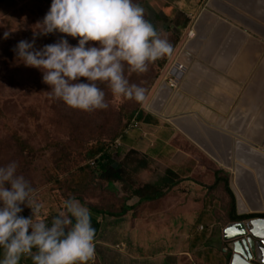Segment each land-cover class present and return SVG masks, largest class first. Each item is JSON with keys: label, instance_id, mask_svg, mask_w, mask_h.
<instances>
[{"label": "rangeland", "instance_id": "obj_1", "mask_svg": "<svg viewBox=\"0 0 264 264\" xmlns=\"http://www.w3.org/2000/svg\"><path fill=\"white\" fill-rule=\"evenodd\" d=\"M50 2L51 0H0V37L8 32L7 39L0 38V165L9 161L17 162V172L29 180L36 190V199L41 205L38 218L45 220H50L62 210V201L70 194L91 206L119 213L124 206L125 196H131L135 190L146 184L156 183L171 170L177 176L175 181L179 182L174 189L165 192L163 197L155 201L139 204L137 198H131L127 203L128 206H134L137 214L147 219V226L142 223V227L148 230H141L140 236L160 235L162 239L167 238L169 232L165 221L159 225L154 224L157 218L165 217L162 214L153 215L152 212L156 210L177 206L199 208L200 211L204 208L206 211L209 210L210 214L207 221L200 222L196 232L199 239L209 236L210 247L204 263L198 262L199 257L191 263L182 257L175 258V264H228L224 258V255H227V245L224 247L212 242L219 232L214 233V227L211 225L224 226L230 222V198L223 182L217 183L215 180L216 175L222 180L226 179L230 188L234 182L231 167L227 168L217 163L209 165V156L206 155L208 159L206 156L199 157L198 152L183 145L181 139L184 135L176 138L170 147L160 145L156 152L150 153L151 157L156 155L155 161L138 153L136 157L131 158L129 166L122 167L131 151L123 149L124 140L121 136L127 135L137 127L133 118L144 106H147L151 113L162 117L161 112L151 110V102L167 76L153 97L152 93L157 81L165 77L168 68L177 65L215 66L214 47L217 43L213 27L215 16L230 11L232 6L220 0H199L194 9L196 16L189 18L182 12L184 10H180L183 9L182 6L177 9L174 7L180 4L178 0H137L145 9V18L157 30H162V35L167 36L173 46V52L161 71L158 66L163 57L149 64L148 70L144 73L126 70L130 82L145 89V99L142 102L114 96L107 85L101 83L98 86L105 91L108 107L86 112L69 108L59 99L50 97L46 92L48 85L42 83L41 73L35 68L18 63L15 59L13 52L15 44L21 39H31L32 26L42 19L48 11ZM253 20L248 26L253 31L261 33L259 25L263 23L255 18ZM211 24L212 27L209 28ZM191 31H194L193 36H190ZM61 35L53 33L38 37L36 45L39 47L53 43ZM67 39L71 44L76 42L71 37ZM208 43L210 47H207ZM158 74L160 76L157 78ZM174 126L179 129V125ZM180 128L182 129L178 130L180 133L187 131V128ZM132 134H136V131ZM186 137L193 146H196L200 139V135L193 134L192 130ZM204 137L201 143L206 145L208 154L223 155L220 151L221 142L214 134ZM119 141L122 148L117 147ZM100 142L109 144L108 156L102 155L88 162L87 151ZM126 143L129 145L128 140ZM174 145L181 146L182 150L171 154L169 150ZM144 159L148 165L142 169L141 162ZM210 161L213 162L212 158ZM93 162H96L94 167L91 165ZM86 166L90 168L88 173H81L79 170ZM112 166L117 169L123 168L125 172L123 180L116 182L113 188L101 180V170ZM234 199L237 215L235 196ZM23 211L30 216V209L23 208ZM135 218L136 216L131 214L128 218L107 217V222L103 225L106 227L104 234L112 240L114 248L109 249L112 254L104 260L106 264L120 262L123 264L119 255V251L122 250L120 245L125 242L126 237L131 240V231L127 228L134 223ZM152 227L156 229L152 231L150 229ZM191 231L171 232L177 241L181 239V235L185 236ZM194 234L191 232V236ZM144 250L139 253V258H144L145 255L149 257L148 249L145 252ZM132 263L134 264V260ZM19 264L32 262L26 256H22Z\"/></svg>", "mask_w": 264, "mask_h": 264}, {"label": "clouds", "instance_id": "obj_2", "mask_svg": "<svg viewBox=\"0 0 264 264\" xmlns=\"http://www.w3.org/2000/svg\"><path fill=\"white\" fill-rule=\"evenodd\" d=\"M62 34L37 46L38 37ZM145 18L137 0H51L48 11L32 26L31 39L17 41L15 59L41 73L50 97L81 111L108 107L112 95L142 102L145 89L130 82L127 72L144 73L149 64L169 56L173 46ZM68 37L75 39L69 43ZM2 39L8 38L5 32ZM23 208L30 216H23ZM36 190L17 162L0 165V264H89L95 255V229L89 208L71 194L50 220L40 219Z\"/></svg>", "mask_w": 264, "mask_h": 264}, {"label": "crops", "instance_id": "obj_3", "mask_svg": "<svg viewBox=\"0 0 264 264\" xmlns=\"http://www.w3.org/2000/svg\"><path fill=\"white\" fill-rule=\"evenodd\" d=\"M178 1L180 4L174 6L176 9L182 6L183 9L180 10H184L182 12L186 13V16L189 18L196 16L194 9L199 0ZM229 10L225 13L221 12L218 14L219 17L215 18V38L217 39L214 47L215 66H197L195 70L193 69L195 66H182L184 76L178 88L168 95L165 105L160 110L162 117L151 113L147 110V106H144L136 115L137 127L124 139L123 149L136 151L155 161L156 155L151 157L150 153L156 152L160 145L170 147L176 138L184 135L181 141L185 147L188 146L198 152L199 157L207 155L210 160L212 158L213 162L208 160L209 165L221 166L225 165L224 160L227 161V165L232 164L230 151L236 140L234 136H240L256 145H260V142L264 143V24L259 25L262 32L258 33L248 26L254 21L252 17L233 7ZM221 17L225 18L229 24L220 19ZM196 19L198 20L199 16ZM211 27L212 24L209 25V28ZM172 68H168L165 77L157 81L152 97ZM176 119L181 120L180 124L183 128H187V131L180 133L179 129L175 128L173 124ZM191 130L193 134L200 135L196 146L188 142L186 137L187 134H191ZM134 131L136 134H132ZM208 134H214L220 140V151L223 155L216 153L212 157L207 153L206 145H202L201 141L205 139L204 135ZM180 148L181 146L174 145L169 152L171 154L179 152L182 150ZM207 156L206 159H208ZM201 210L177 206L152 212L153 215L165 216L154 220L155 225L162 224L164 221L167 224L169 233L166 239H162L160 235L140 236L141 230H148L142 227V223L147 226V219L133 209L125 215L127 218L129 214L135 215L136 218L133 220L134 223L126 227L131 231V240L126 237L125 242L120 245L122 247L119 251L120 261L123 264H133L132 260L134 264H175V258L183 257L191 263L199 257L198 262L204 263L210 247L209 236L199 239L196 232L200 222L208 220L210 211L204 208ZM107 217L98 216L102 228L94 242L95 255L89 264H106L104 260L112 254L109 249L114 248L113 242L104 234L106 227L103 225L107 222ZM237 223L239 222H229L224 226L211 225L214 227V233L219 232L218 235L216 233L212 242L224 247L227 245L226 253L230 254V257V242L225 240L224 232L229 225ZM150 229L153 231L156 228ZM171 231H191L195 234L191 236L190 232L185 236L181 235V239L176 241ZM144 249H148L149 257L145 255L144 258H139V253ZM27 258L30 259V257ZM224 258L227 260L225 255Z\"/></svg>", "mask_w": 264, "mask_h": 264}, {"label": "water", "instance_id": "obj_4", "mask_svg": "<svg viewBox=\"0 0 264 264\" xmlns=\"http://www.w3.org/2000/svg\"><path fill=\"white\" fill-rule=\"evenodd\" d=\"M220 1L264 24V0ZM217 17L219 16L216 15L215 18ZM200 18H202L201 15ZM220 19L229 24L225 18L221 17ZM207 47H210L209 43ZM195 68L197 66L193 69L195 70ZM177 70L178 66H174L171 75L176 81V87H169L165 80L151 102L152 111L160 112L168 95L178 88L184 76V70L182 69L181 72ZM180 122V119H176L174 125L183 128ZM179 126L178 128L181 129ZM234 137L236 140L230 151L232 164L227 165L226 160L223 163L227 168L231 167V172L234 174V184H231L230 190L236 198L237 215L264 214V143L260 142V145H256L240 136ZM235 173L241 175L235 176ZM240 202L245 205V208H241ZM258 204L260 205L259 208L254 210L253 206ZM224 234L225 240L230 242L231 257L229 264H264V220L253 219L249 222L229 225Z\"/></svg>", "mask_w": 264, "mask_h": 264}, {"label": "trees", "instance_id": "obj_5", "mask_svg": "<svg viewBox=\"0 0 264 264\" xmlns=\"http://www.w3.org/2000/svg\"><path fill=\"white\" fill-rule=\"evenodd\" d=\"M169 56H165L163 57V59L160 61L159 63V71H161L164 66L166 65V63L169 60ZM160 76V74L157 75V78ZM139 112V111H138ZM138 112L135 113L134 115V122H135V118L136 115L138 114ZM127 137V135H122L121 138L124 140ZM122 148V147H121ZM108 150L109 149V144L108 143H104V142H100L99 144H97L95 147L90 148L87 153H86V158L88 159V162H92L93 160H96L98 157L104 155L105 157L108 156ZM120 151V149H119ZM138 155V152L131 150V152L129 153V155L126 157L125 159V165L124 166H129L128 163L131 162V158L136 157ZM111 158V156H109ZM142 169H145L148 165L147 160H142ZM90 168L88 166H86L85 168L80 169L79 171L83 174L88 173L87 171ZM102 174H101V180L107 182L109 184L110 187H114V184L116 182H119L121 180H123V175L125 174L123 168L122 169H117L116 167L112 166V167H108L106 170H101ZM175 178L177 179L176 174L171 171L168 170L165 173V176L158 180L156 183L154 184H146L144 187L135 190L131 196H125L124 198V206L122 208V210L119 213H112L109 212L107 210L104 209H99L95 206H91L89 204H86L85 202H83L81 199H79L81 201V203L85 204L90 211V221L92 224V227L95 229V240L99 237L100 232H101V222L98 220V216H111V217H122L127 215L128 213H130L131 211H133L134 206H128L127 203L129 201H131V198H137L138 199V203H143V202H151V201H155L160 199L161 197L164 196L165 192L170 191L172 189H174L177 185H178V181H175ZM217 183H221L223 182L224 184V188L226 193L228 194L229 198H230V208H231V215H230V223H235V222H242V221H247V220H253V219H260V220H264V214H248L245 216H237L236 215V211H235V199L234 196L229 188V184L228 181L226 179H220L217 175H216V180ZM24 212V211H23ZM25 213V212H24ZM26 215V213H25ZM27 216V215H26ZM230 254H227V262L229 264L230 262ZM31 260V259H29Z\"/></svg>", "mask_w": 264, "mask_h": 264}, {"label": "built area", "instance_id": "obj_6", "mask_svg": "<svg viewBox=\"0 0 264 264\" xmlns=\"http://www.w3.org/2000/svg\"><path fill=\"white\" fill-rule=\"evenodd\" d=\"M178 69L182 70V66H178ZM173 70H174V66H173L171 72L169 73V75H168L167 78H166V81H167L169 87H171V88H175V87H176V81H175V79H173L172 76H171L172 73H173ZM117 147H121V143H120V141L117 142ZM91 165H92V167H94V166L96 165V162L91 163ZM20 214L23 215V216H26L25 213H24L23 211H22V213H20Z\"/></svg>", "mask_w": 264, "mask_h": 264}, {"label": "bare ground", "instance_id": "obj_7", "mask_svg": "<svg viewBox=\"0 0 264 264\" xmlns=\"http://www.w3.org/2000/svg\"><path fill=\"white\" fill-rule=\"evenodd\" d=\"M193 35H194V31H191V32H190V36H193ZM177 66H180V65H177ZM177 71H178V72H181L180 69H178ZM242 169H243V168H242ZM243 172H244V170H243ZM239 175H241V174H240V173H239V174L235 173V176H239ZM240 204H241V208H242V209L245 208V207H244L245 205H243L242 202H240ZM259 206H260L259 204L253 206V207H254V210H257V209L259 208Z\"/></svg>", "mask_w": 264, "mask_h": 264}]
</instances>
